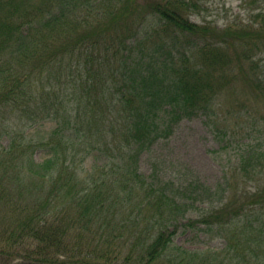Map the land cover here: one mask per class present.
<instances>
[{
  "label": "trees",
  "instance_id": "1",
  "mask_svg": "<svg viewBox=\"0 0 264 264\" xmlns=\"http://www.w3.org/2000/svg\"><path fill=\"white\" fill-rule=\"evenodd\" d=\"M41 5L0 0V129L11 127L0 206L12 215L0 222V264H118L119 252L121 264H264V184L234 188L184 223L215 229L220 250L186 249L173 244L184 202L137 169L143 151L198 114L214 137L234 140L217 109L238 81L264 107V64L255 59L264 13L219 27L192 20L197 0H52L46 14ZM247 115L251 128L242 131L252 138L264 114L251 102ZM23 118L55 125L33 142L19 129ZM244 146L240 168L252 179L264 150ZM43 147L47 157L36 163ZM95 151L107 159L102 172L83 178L76 161ZM224 178L223 192L233 188Z\"/></svg>",
  "mask_w": 264,
  "mask_h": 264
},
{
  "label": "rangeland",
  "instance_id": "2",
  "mask_svg": "<svg viewBox=\"0 0 264 264\" xmlns=\"http://www.w3.org/2000/svg\"><path fill=\"white\" fill-rule=\"evenodd\" d=\"M40 6L42 2L46 8L42 7L44 14L53 10L52 0H32ZM199 8L195 10L192 20L197 22H207L219 27L227 24H245L258 12L264 13V0H197ZM84 5V2H83ZM85 13L83 9L81 14ZM1 15V14H0ZM7 57L5 56L4 59ZM255 59L261 65L264 64V51L257 54ZM237 82V93L235 95H225L220 100L217 112L228 114L230 125H234L237 131H232L236 137L231 142L221 141L214 137L205 124V117L198 114L190 119H183L172 128L171 134L166 138L158 139L150 148L143 151L137 162L138 173L148 178L151 173L156 174L158 180L167 183L170 191L185 204L184 216H180L173 222L176 228V235L173 244L186 249L195 250H220L224 242L213 230L190 229L184 226L188 219H194L204 210L216 205L223 198L222 194H229L234 188L240 191L243 187L252 191L254 187L264 184V170L257 175H250L247 179L240 168V151L244 150V143L250 142L252 146L259 144L264 150V129L263 131H252V138H247L244 130H249L250 120L247 115V105L251 104L260 114H264V107L260 102L251 101L247 91H242ZM250 100V101H249ZM222 110V111H221ZM54 121H44L32 124L23 118V125L19 127L24 131L25 140L33 139V142L45 141L49 136V131L53 129ZM11 127L5 130L0 129V166H3L6 158L5 149L8 147ZM243 130V131H242ZM15 132V131H14ZM17 132V131H16ZM19 133V132H18ZM229 144H228V143ZM239 149L240 151H237ZM111 156L105 168L106 182H110L113 176V151H107ZM47 157L46 148H38L33 151L32 159L40 163ZM79 164L80 176L83 178L97 177L102 172V166L107 159L98 152H92ZM79 159V158H78ZM238 168V170H237ZM2 167L0 174H2ZM228 171V172H227ZM118 173V171H117ZM117 175L115 174V177ZM230 177L231 189L226 188L224 177ZM3 187L6 180H2ZM74 213V210L72 211ZM9 209H2L0 206V222L11 217ZM2 226V224L0 223ZM74 235V234H72ZM85 237L88 234L84 235ZM86 241V240H85ZM116 254V249H114ZM118 252V251H117ZM123 252L118 253L117 263H122Z\"/></svg>",
  "mask_w": 264,
  "mask_h": 264
}]
</instances>
